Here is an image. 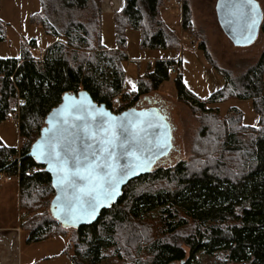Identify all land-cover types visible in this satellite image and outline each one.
Masks as SVG:
<instances>
[{
  "label": "trees",
  "instance_id": "16d2710c",
  "mask_svg": "<svg viewBox=\"0 0 264 264\" xmlns=\"http://www.w3.org/2000/svg\"><path fill=\"white\" fill-rule=\"evenodd\" d=\"M40 3L41 13L34 20L55 39L46 57L36 60L31 50L37 44L31 42L21 58H0V125L18 114L19 136L24 141L19 148L0 141V175L19 180L22 223L30 217L24 228L29 232L28 242L69 235L73 264H102L108 255H116L118 262L127 252L121 248L119 236L123 234L127 243L138 241L143 236L141 221L156 213L153 239L138 248L146 258L136 264H193L201 252L222 253L230 263L264 264V51L241 75L222 73L223 87L207 101L188 90L182 73L174 78L178 100L215 123L212 128L204 125L201 133L213 143L217 139L221 152L237 155L238 165L231 162V170L224 164L213 165L220 155L213 149L207 161L199 158L205 162L198 166L192 159L169 168L156 167L151 174L129 182L118 202L104 210L97 222L77 230L65 229L49 211L55 196L50 174L28 156L47 115L66 93L80 91H87L97 104L111 110L113 98L120 95L131 107L136 106L142 96L169 82L174 61L150 62L137 90L125 94L128 31L141 34L145 50H178L180 37L161 17L164 0H125L124 9L115 18L117 48L113 50L102 42L101 0ZM190 13L185 5V30L192 25ZM4 38L0 20V42ZM200 48L210 62L204 43ZM230 100L251 102L258 125H246L238 108H230L222 116L218 106ZM126 108L118 106L116 112ZM221 116L226 119L222 121Z\"/></svg>",
  "mask_w": 264,
  "mask_h": 264
},
{
  "label": "rangeland",
  "instance_id": "374dc122",
  "mask_svg": "<svg viewBox=\"0 0 264 264\" xmlns=\"http://www.w3.org/2000/svg\"><path fill=\"white\" fill-rule=\"evenodd\" d=\"M178 1L181 0H164L161 13L166 23L170 25L176 24L173 29L181 41L182 35L180 36L177 25H180L179 21L183 8L178 6ZM256 1L262 8L264 23V0ZM191 3L192 12L190 14L194 15L195 26L190 24L185 31L187 32L186 34L190 33L197 40L195 46L186 41H181L180 47L175 51L145 50L141 47L140 34L138 32L130 30L127 33L128 46L126 52L129 56V61L125 64V94L130 95L137 90L139 78L147 71L150 61L154 63L157 60L166 59L176 62L179 58L181 73L186 87L201 101H207L223 87L225 80L221 75L222 73L237 77L257 62L264 51V34L260 32L257 41L251 46L235 47L219 26L215 11L217 0H191ZM40 13V0H0V20L3 22L5 35L4 40L0 42V58H21L26 48L25 46L31 42H36L37 48L43 50L52 45L55 39L49 36L44 28L34 20ZM114 17L106 14L102 17V41L108 48H112L116 44ZM202 43H204L212 62H209L205 52L200 48ZM82 48L84 50L87 49L86 45H83ZM178 75L170 77L169 82L164 83L159 90L142 96L136 106L133 104L132 107L142 109L154 104L160 105L164 108L172 126L173 150L168 157L158 163L157 167L169 168L178 162L192 161V159H196L194 161L198 166L207 161L214 149L220 155L218 158H214L217 161L213 165L224 164V168L231 170V162L238 165V156L226 150L221 152L220 143H217V139L213 143V139L201 133L200 129L204 125L212 128L215 123H211V117H205L201 112L178 100L177 90L174 85V78ZM129 81L135 84V90L132 89ZM113 100L117 102V106H128L130 108V105H132L130 101H124L122 95L113 98ZM218 107L222 116H225L230 108H238L244 113L246 125L255 124L257 126L259 123V117L254 113L251 102L230 100ZM222 116L220 119L223 121L226 118ZM237 117V115H234L233 118ZM234 126L237 128L238 123H235ZM203 138L205 139L203 140ZM0 141L9 147L18 148L24 143L19 136L18 125L12 118L0 125ZM199 158H204L205 161L203 162ZM213 160L211 159V163ZM2 182L3 180H1V184ZM147 216L141 221L142 225L140 228L143 235L141 239L127 243L124 242L126 240L123 234L119 236L121 248L127 249V252L123 253L124 258L117 262L116 259L118 257L116 255H108V258L102 264H136L138 259L144 260L146 258L144 256L145 252L141 251L139 253L138 248L144 247L146 242H150L153 239L152 236L157 228V222H155L156 213ZM29 220L30 217L27 216L22 223L23 241L22 247L19 248L20 263L73 264L71 260L72 251L69 248V235L56 236L41 242H28L29 232L24 228H26ZM135 255L136 258L133 257ZM134 258L136 259L135 262ZM193 264L239 263L227 262L222 253L206 255L201 252L196 255Z\"/></svg>",
  "mask_w": 264,
  "mask_h": 264
},
{
  "label": "water",
  "instance_id": "95a60500",
  "mask_svg": "<svg viewBox=\"0 0 264 264\" xmlns=\"http://www.w3.org/2000/svg\"><path fill=\"white\" fill-rule=\"evenodd\" d=\"M257 24L251 30V39H247L248 25L251 21L243 15L246 11L242 7L243 0H217L215 11L220 28L235 47H248L253 45L261 32L263 25V11L260 4ZM109 113L119 121H109L102 113ZM127 124V130L119 127V122ZM115 133L110 150L111 158L101 159L99 163L102 171L99 175L105 177L108 172H114L116 195L97 209L94 219H81L73 223L66 222L63 213L64 205L71 202L79 189L90 186L87 180H79L77 188L73 189L70 183L58 184V176L49 170V165L38 161L35 153L37 145L46 147L42 142L58 141L61 145L75 148L81 154L91 157L100 147V140L111 138ZM167 143V147L163 145ZM173 150V129L163 112L152 105L148 108H130L122 113H114L106 105L97 104L87 91L77 94L66 93L60 104L47 115L45 125L40 136L32 144L29 157L44 167L50 174L55 196L50 204V214L65 229H79L94 224L104 210L110 209L122 196L123 189L129 182L151 174L158 163L168 157ZM110 166V167H109ZM69 173L75 172L70 162ZM83 174V169H81ZM71 179V176L69 177Z\"/></svg>",
  "mask_w": 264,
  "mask_h": 264
},
{
  "label": "snow or ice",
  "instance_id": "6c2138e0",
  "mask_svg": "<svg viewBox=\"0 0 264 264\" xmlns=\"http://www.w3.org/2000/svg\"><path fill=\"white\" fill-rule=\"evenodd\" d=\"M242 7L246 9L243 13L251 23L248 25L249 35L247 39H251V30L257 24L259 13V5L256 0H243ZM132 89L135 90L134 83L129 81ZM23 104V101H20ZM107 116L109 121H119V118L112 117L109 113H102ZM119 127L127 130L126 122L120 121ZM251 127L255 128L253 124ZM115 138V133L111 134V138L100 140V147L97 152H93L91 157L87 154L79 153L75 148L67 145H61L58 141L47 140L42 142L46 147L42 148L40 144L37 145V152L35 153L38 161H43L49 165V170L58 176V184L70 183L73 189L77 188L79 180H87L90 186L79 189L76 196L71 202L64 205L63 213L66 222L76 223L81 219L95 218L97 209L104 203L116 195V185L118 181L115 179L114 172H108L105 177L99 175L102 171V166L99 163L101 159L111 158L112 152L110 146L112 140ZM167 143L163 147H167ZM72 163L75 172L69 173L68 165ZM110 167V166H109ZM83 169V174L81 172ZM71 176V179L69 177Z\"/></svg>",
  "mask_w": 264,
  "mask_h": 264
},
{
  "label": "crops",
  "instance_id": "0c3cea01",
  "mask_svg": "<svg viewBox=\"0 0 264 264\" xmlns=\"http://www.w3.org/2000/svg\"><path fill=\"white\" fill-rule=\"evenodd\" d=\"M182 2H183V9L185 5H188L192 12L191 0H182ZM124 7H125V0H101V15L102 17L105 14L113 15L115 16L114 17V22H115L116 15L119 14L124 9ZM161 17H162V13H161ZM179 22L180 25L177 26L179 28L178 30L181 36L183 33H187L183 27V10ZM166 24L172 31L176 33V31L173 29L174 27H176V24L174 25H170L169 23ZM192 25L195 26L194 15L192 16ZM115 34H116V30H115ZM102 37H103V30H102ZM140 41H141V34H140ZM116 48L117 46L115 44V46L108 49L113 50ZM22 214L23 213L20 208V184L18 178L13 177L12 181L10 182L3 181L2 184H0V264H22L20 263L21 260L19 258V248L22 247V241H23Z\"/></svg>",
  "mask_w": 264,
  "mask_h": 264
},
{
  "label": "built area",
  "instance_id": "2783aa9c",
  "mask_svg": "<svg viewBox=\"0 0 264 264\" xmlns=\"http://www.w3.org/2000/svg\"><path fill=\"white\" fill-rule=\"evenodd\" d=\"M178 6H180V7L183 8V2H182V0L181 1H178ZM181 41H186L189 44H191L192 46H195L196 43H197V40L190 33L189 34L183 33L182 36H181ZM31 53H32L33 57L36 60H43L46 57V55H47V49L46 50H43V49H39L37 47H33L32 50H31ZM179 61H180L179 58L177 59L176 62L174 61V64H173V66L171 68V75L172 76H175V75H178L179 73H181V64H180ZM117 108H118L117 102H115V100H113V102H112V111L114 113H117L116 112ZM127 109H129V108H127ZM120 113H122V112H120ZM117 114H119V113H117ZM18 117H19L18 114L13 116V121L17 125L19 124V118ZM34 170L35 169H32V171H34ZM0 179L3 180V181L10 182V181L13 180V177L7 176L6 174H1L0 175Z\"/></svg>",
  "mask_w": 264,
  "mask_h": 264
},
{
  "label": "flooded vegetation",
  "instance_id": "af4514ba",
  "mask_svg": "<svg viewBox=\"0 0 264 264\" xmlns=\"http://www.w3.org/2000/svg\"><path fill=\"white\" fill-rule=\"evenodd\" d=\"M156 107H158L159 109H162L161 106L157 105V104H154Z\"/></svg>",
  "mask_w": 264,
  "mask_h": 264
}]
</instances>
